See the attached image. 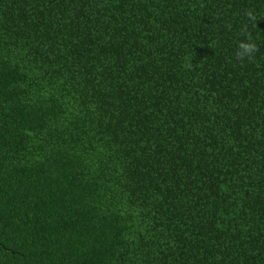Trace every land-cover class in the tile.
<instances>
[{
  "label": "trees",
  "instance_id": "trees-1",
  "mask_svg": "<svg viewBox=\"0 0 264 264\" xmlns=\"http://www.w3.org/2000/svg\"><path fill=\"white\" fill-rule=\"evenodd\" d=\"M0 264H264V0H0Z\"/></svg>",
  "mask_w": 264,
  "mask_h": 264
},
{
  "label": "clouds",
  "instance_id": "clouds-1",
  "mask_svg": "<svg viewBox=\"0 0 264 264\" xmlns=\"http://www.w3.org/2000/svg\"><path fill=\"white\" fill-rule=\"evenodd\" d=\"M245 16L249 21H255L256 17L252 10H247ZM230 27V26H229ZM242 32L244 34V39L237 41L236 51L234 53L235 60L239 63H243L245 60L251 62L255 54L259 51L258 45L254 41L251 32L248 31L247 25L242 26ZM187 67L191 68L192 65L189 64Z\"/></svg>",
  "mask_w": 264,
  "mask_h": 264
}]
</instances>
